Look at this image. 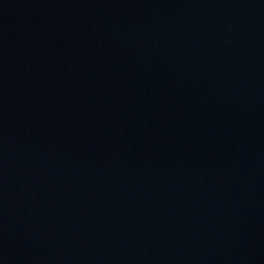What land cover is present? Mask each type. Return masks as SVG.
Masks as SVG:
<instances>
[{
	"label": "water",
	"instance_id": "1",
	"mask_svg": "<svg viewBox=\"0 0 264 264\" xmlns=\"http://www.w3.org/2000/svg\"><path fill=\"white\" fill-rule=\"evenodd\" d=\"M0 264H264V0H0Z\"/></svg>",
	"mask_w": 264,
	"mask_h": 264
}]
</instances>
